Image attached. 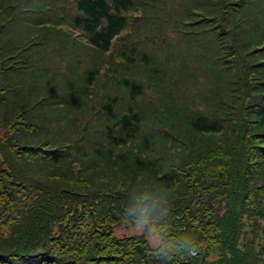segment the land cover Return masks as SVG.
Masks as SVG:
<instances>
[{
  "label": "trees",
  "instance_id": "16d2710c",
  "mask_svg": "<svg viewBox=\"0 0 264 264\" xmlns=\"http://www.w3.org/2000/svg\"><path fill=\"white\" fill-rule=\"evenodd\" d=\"M0 264H264V0H0Z\"/></svg>",
  "mask_w": 264,
  "mask_h": 264
},
{
  "label": "rangeland",
  "instance_id": "374dc122",
  "mask_svg": "<svg viewBox=\"0 0 264 264\" xmlns=\"http://www.w3.org/2000/svg\"><path fill=\"white\" fill-rule=\"evenodd\" d=\"M145 228L148 229L147 231H145V234L148 240L152 244L157 243L158 238H159V233L156 228V222L154 221L152 217L148 219L138 218L136 220V223L133 225H127L126 223H120V224L113 226V230L117 235L139 233V232H143Z\"/></svg>",
  "mask_w": 264,
  "mask_h": 264
}]
</instances>
